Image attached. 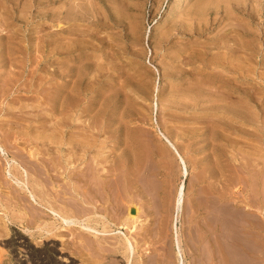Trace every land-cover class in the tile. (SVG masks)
<instances>
[{
	"label": "rangeland",
	"instance_id": "1",
	"mask_svg": "<svg viewBox=\"0 0 264 264\" xmlns=\"http://www.w3.org/2000/svg\"><path fill=\"white\" fill-rule=\"evenodd\" d=\"M200 18H206L203 24L206 28L201 33V25L197 26L202 22ZM229 29L231 32H228ZM228 62L235 64L232 66ZM224 78H231L238 85L252 79L264 87V0H0V143L5 149L4 152L0 148V166L7 158H16L21 167L28 168V160L31 162L29 170L31 168L30 172L34 175L32 179L39 176L37 172H41L43 178L47 174L57 175L58 185L55 180L44 184L46 191L58 195L70 189L67 175L87 171L90 161L92 158L96 160L97 155L100 159L94 162L96 165L93 163L94 171L102 175L105 172V175L115 179L112 194L110 192L112 199L119 191L120 194L123 192L129 201L135 200L134 203L140 204L143 211L136 223L137 228L133 230L122 229L119 225L121 221L108 216V227L113 230L98 238L78 225L64 223L48 208L34 202V198L30 200L37 204V208L28 203L32 206V214L22 217V204L17 201L18 190L23 195L26 193L20 189L22 182L15 179L10 185L1 177L0 263L18 264L15 260L20 252L24 264H56L59 255L67 257L65 264H178L172 217L176 211L177 190L185 182L186 201L178 222L184 263L226 264L225 253L231 239L226 238V227L218 220L221 215L212 211L209 201L220 200L222 207L226 205L227 213L235 215L243 232L250 229L244 226L257 215L260 222H264V213H258L264 208L261 207L264 204V159L260 161L248 154L254 149L260 151L261 147L264 148V136L253 125L230 118L223 106L221 108L226 100L224 83H221L225 82ZM236 79L240 80L237 82ZM243 84L244 87L249 86L246 82ZM66 86L70 88L66 90ZM262 88L258 97L264 99ZM69 95L78 99V106L70 115L62 107L64 97ZM211 103H215V109H211L214 108ZM70 116L72 120L75 118L74 121ZM253 128L258 135L254 134L256 131ZM55 129L57 133L54 134ZM160 132L168 134L180 154L185 156L190 171L187 176L182 174V162ZM85 138L92 143L89 152H83L79 145L78 150L72 151V147L66 144ZM30 153L38 155L31 157ZM100 161H103L101 165ZM1 167L0 171L3 170ZM129 174L131 178H128ZM138 180L141 182L135 183ZM38 188L35 184L37 197L41 193ZM217 191L220 193L217 194ZM242 199L253 205L245 204ZM111 206L108 205L107 210L111 211ZM94 207L91 210L98 214L92 213L90 219L98 218L105 208L103 205ZM17 212L19 217L15 214ZM253 212L257 215L252 217L250 213ZM34 215L38 219H34ZM15 216L17 218H13ZM203 217H206V222ZM91 224L97 225L98 229L104 228L102 222L93 221ZM199 225H202L201 228ZM219 225L223 231H220ZM200 229L207 230V234ZM122 232L128 233L135 245V252H131L129 261ZM204 236H209V239L205 240ZM18 239L28 242V250L40 254L38 263L34 259L25 260L29 256L25 247L21 250L9 246L11 241ZM218 242L222 243L224 251ZM255 252L243 249L244 264H252V260L259 264L264 262V255L258 252L257 256Z\"/></svg>",
	"mask_w": 264,
	"mask_h": 264
},
{
	"label": "bare ground",
	"instance_id": "2",
	"mask_svg": "<svg viewBox=\"0 0 264 264\" xmlns=\"http://www.w3.org/2000/svg\"><path fill=\"white\" fill-rule=\"evenodd\" d=\"M203 7V6H202ZM190 11V10H189ZM219 11V10H218ZM225 11V10H224ZM234 11V10H233ZM222 13V12H221ZM225 13V12H224ZM244 13V12H243ZM205 14V13H204ZM219 14V13H218ZM228 14V13H227ZM198 15V14H197ZM196 15V16H197ZM206 15V14H205ZM201 16V15H200ZM199 16V17H200ZM204 16V15H203ZM217 16V15H216ZM253 16V15H252ZM210 17V16H209ZM226 17V16H225ZM231 17V16H230ZM201 19V18H200ZM227 20H228V18H227ZM196 21V20H195ZM201 23L199 24V25H197L198 27H199V32L201 33V31H204L205 30V28H206V25H203L204 24V21H206V18L204 19L203 18V20L201 19ZM187 22V21H186ZM200 22V21H199ZM220 22V21H219ZM188 23V22H187ZM206 23V22H205ZM240 23V22H239ZM210 25V24H209ZM240 25V24H239ZM247 28V27H246ZM175 29V28H174ZM184 30H185V28H183ZM195 30V29H194ZM237 30V29H236ZM240 30V29H239ZM50 31V30H49ZM181 31V30H180ZM246 31V30H245ZM228 32H231L230 31V29H229V31ZM236 32H238V30L236 31ZM247 32V31H246ZM242 33V32H241ZM251 33V32H250ZM229 34V33H228ZM246 34V33H245ZM251 36V35H250ZM222 37V36H221ZM224 37V36H223ZM254 37V36H253ZM230 38V37H229ZM249 38V37H248ZM257 38V37H256ZM231 39V38H230ZM238 39V38H237ZM41 40V39H40ZM235 40V39H234ZM244 40V39H243ZM257 40V39H256ZM223 41V40H222ZM225 41H226V39H225ZM229 41V40H228ZM231 41V40H230ZM253 41V40H252ZM258 41V40H257ZM256 41V42H257ZM235 42V41H234ZM244 42H245V40H244ZM228 43V42H227ZM230 43V42H229ZM233 43V42H232ZM235 43H237V42H235ZM255 43V42H254ZM253 43V44H254ZM238 44V43H237ZM245 44V43H244ZM256 44H258V43H256ZM232 45V44H231ZM233 45H234V43H233ZM242 45V44H241ZM246 45V44H245ZM245 45H244V48H246L245 47ZM247 45H249L248 43H247ZM33 46V45H32ZM236 46V45H235ZM237 46H239V45H237ZM250 46V45H249ZM254 46V45H253ZM229 47V46H228ZM232 48H234V47H232ZM239 48V47H238ZM248 48V47H247ZM241 49V48H240ZM249 49V48H248ZM256 49V48H255ZM246 50V49H245ZM259 50V49H258ZM236 51V50H235ZM241 51H243V50H241ZM250 51V50H249ZM252 51V50H251ZM70 52V51H69ZM252 52H254V51H252ZM252 52H251V54H252ZM245 53V52H244ZM248 54V53H247ZM257 54V53H256ZM72 55V54H71ZM194 56V55H193ZM254 58V57H253ZM252 58V59H253ZM199 60V59H198ZM255 60V59H254ZM253 60V61H254ZM195 61H197V60H195ZM189 62V61H188ZM215 62V61H214ZM193 63V62H192ZM227 63V62H226ZM230 65H232V63L231 62H228ZM228 64V65H229ZM235 64V63H234ZM233 64V65H234ZM67 65V64H66ZM69 65V64H68ZM67 65V66H68ZM212 65V64H211ZM227 65V66H228ZM232 65V66H233ZM223 66H225L226 67V64H224ZM231 66V67H232ZM218 67H220V66H218ZM235 68V67H234ZM31 69V68H30ZM225 69H227V68H225ZM233 69V68H232ZM33 70V69H32ZM65 70V69H64ZM70 70V69H69ZM228 70H229V68H228ZM227 70V71H228ZM30 71V70H29ZM236 71V70H235ZM239 71V70H238ZM242 71V70H241ZM192 72V71H191ZM215 73V72H214ZM236 73L238 74V72L236 71ZM218 76V75H217ZM238 76V75H237ZM69 77V76H68ZM84 77V76H83ZM248 77V76H247ZM39 78V77H38ZM217 78V77H216ZM219 78H221L220 76H219ZM218 78V79H219ZM223 78V77H222ZM221 78V79H222ZM244 79H245V76L243 77ZM81 79H83V78H81ZM225 79V78H224ZM223 79V80H224ZM231 79V78H230ZM230 79H225V82L223 81V82H221L222 84L224 83V91L226 90V97H225V101H224V103H223V105H221V108H222V106H223V108L225 109V111H227L228 113H229V117L230 118H232V119H235L236 121H239L240 123H245V124H249V125H253L254 127H255V129H257V131L258 130H260V132H262V136H264V99H262V98H260V97H258V93H262V92H260V90H261V84L259 85L258 83H256V82H254V80H244L245 82H246V84L248 83V85L249 86H246V87H244L243 85V83H245V82H242V84H240V85H238L234 80H230ZM261 79V78H260ZM71 80V79H70ZM205 80V79H204ZM240 80V79H239ZM238 80V81H239ZM210 81V80H209ZM219 81H220V79H219ZM222 81V80H221ZM236 81H237V79H236ZM237 81V82H238ZM264 81V80H263ZM79 82V81H78ZM82 82V81H81ZM198 82V81H197ZM200 83V82H199ZM214 83V82H213ZM219 83V82H218ZM81 84V83H80ZM202 84H204V83H202ZM222 84H221V86H222ZM258 84V85H257ZM264 84V83H263ZM40 85V84H39ZM200 85H201V83H200ZM209 85H210V83H209ZM216 85H217V83H216ZM201 86H203V85H201ZM213 86V85H212ZM82 87V86H81ZM199 87V86H198ZM207 87V86H206ZM216 87H219V86H216ZM70 87L69 86H66V90H68ZM79 87H77V89H78ZM201 88V87H200ZM62 89V88H61ZM65 89H62L63 91L65 90ZM202 89V88H201ZM205 89V88H204ZM220 89H222V88H220ZM262 89H264V87L262 88ZM61 90V91H62ZM222 91V90H221ZM223 91V92H224ZM262 91V90H261ZM152 92V91H151ZM205 92V91H204ZM208 92V91H207ZM61 93V92H60ZM70 93V92H69ZM191 93V92H190ZM213 93H214V91H213ZM212 93V94H213ZM58 94V93H57ZM64 94V93H63ZM215 94V93H214ZM65 95V94H64ZM63 95V96H64ZM221 95V94H220ZM224 95V94H223ZM58 96H59V94H58ZM210 96V95H209ZM260 96V95H259ZM262 96V95H261ZM202 98V97H201ZM209 98V97H208ZM212 98V97H211ZM213 98H216L215 96H213ZM224 98V97H223ZM40 99V98H39ZM165 100V99H164ZM217 100H220V99H217ZM224 100V99H223ZM165 102V101H164ZM175 102V101H174ZM207 102H208V100H207ZM211 102V101H210ZM213 102H214V100H213ZM220 102V101H219ZM221 102H223L222 101V99H221ZM204 103V102H203ZM186 104V103H185ZM211 104H213V103H211ZM216 104H217V102H216ZM220 104V103H219ZM166 105V104H165ZM78 106V99H77V97H75V96H73V95H69V96H65L64 97V99H63V101H62V107H63V110H65L67 113H68V115H70L69 113H72L73 112V110L76 108ZM156 106H157V104H156ZM210 107H211V105H210ZM213 107L214 108H211V109H215V103L213 104ZM156 109V108H155ZM210 109V108H209ZM217 109H218V107H217ZM87 110V109H86ZM203 110V109H202ZM222 111H224V110H222ZM224 113V112H223ZM19 114V113H18ZM213 114V113H212ZM215 114V113H214ZM263 114V115H262ZM17 115V114H16ZM66 115V114H65ZM226 115V114H225ZM221 116V115H220ZM71 117V121H74V119L72 120V116H70ZM137 117V116H136ZM148 118V117H147ZM228 118V117H227ZM143 119V118H142ZM231 119V120H232ZM67 120H65V122H66ZM97 121V120H96ZM99 121V120H98ZM225 121V120H224ZM230 121V120H229ZM234 121V120H233ZM242 121V122H241ZM60 122V121H59ZM68 122H70V121H68ZM75 122H76V120H75ZM75 122H73V123H75ZM91 122V121H90ZM237 123V122H236ZM259 123V125H257ZM67 124V123H66ZM238 124V123H237ZM261 124V125H260ZM58 125V124H57ZM62 125V124H61ZM76 125V124H75ZM74 125V126H75ZM78 125V124H77ZM82 125V124H81ZM89 125V127L91 126L90 125V123L88 124ZM244 124H242V126H243ZM63 126L65 127V125L63 124ZM94 126V125H93ZM219 126H220V124H219ZM225 126H227V125H225ZM224 126V127H225ZM46 127V126H45ZM70 126H68V128H69ZM88 127V126H87ZM88 127V128H89ZM223 127V128H224ZM239 127V126H238ZM247 127V126H246ZM75 129L76 128H78V127H74ZM79 128H81V127H79ZM78 128V129H79ZM93 127H91V129H92ZM230 128V127H229ZM84 129V128H83ZM164 129V128H163ZM241 129V128H240ZM244 129V128H243ZM246 129V128H245ZM254 128H253V130L254 131H256ZM49 130H51L50 128H49ZM53 130V129H52ZM56 130V129H55ZM53 131L54 132V134H55V132L57 133V130L56 131ZM238 130V129H237ZM249 130V129H248ZM251 130V129H250ZM102 131V130H101ZM257 131H256V133H254V134H257L258 135V133H257ZM52 132V133H53ZM58 132H59V130H58ZM60 132H61V130H60ZM59 132V133H60ZM100 132V131H99ZM229 132H231V131H229ZM259 132V131H258ZM259 132V133H260ZM94 133H96V132H94ZM20 134V133H19ZM62 134H63V132H62ZM82 134V133H81ZM142 134V133H141ZM242 134H244V133H242ZM250 134V133H249ZM51 135V134H50ZM84 135V134H83ZM160 135H161V137L163 138V140H165L169 145H170V147L174 150V152L177 154V156H178V159H179V161H181L182 162V164H183V167H181V172H182V174L183 175H188L189 174V168H188V164H187V162H186V159H185V156L183 157L181 154H180V152L178 151V149H177V147H176V144H174V142L166 135V133L164 134V133H161L160 132ZM261 135V134H260ZM63 136L64 135H62V138H63ZM248 136V135H247ZM23 137V136H22ZM82 137H84V136H82ZM158 137V136H157ZM259 137H261V136H259ZM25 138V137H24ZM90 138V137H89ZM255 138V137H254ZM80 139V138H79ZM87 138H85V140H83L84 142H87L88 143V141L86 140ZM98 139H99V137H98ZM108 139V138H107ZM261 139V138H260ZM253 140H255V139H253ZM257 140V139H256ZM9 141V140H8ZM24 141V140H23ZM83 141H78V142H74L73 140H72V142H67L66 144H69L71 147H72V151H73V149H77L78 147V145L79 146H81V148L82 149H84L83 150V152H87L88 150H89V148H90V145H92V143H84ZM90 141H91V139H90ZM43 142V141H42ZM97 142H99V141H97ZM264 142V141H263ZM262 142V143H263ZM37 143V142H36ZM39 143V142H38ZM61 143H62V141H61ZM230 143V142H229ZM49 144V143H48ZM52 144V143H51ZM57 144H60V143H56V145ZM136 144V143H135ZM152 144V143H151ZM4 145V144H3ZM11 145V144H10ZM9 146V145H8ZM13 146V145H12ZM15 146V145H14ZM36 146V145H35ZM38 146V145H37ZM40 146V145H39ZM46 146V145H45ZM60 146H62V144L60 145ZM59 146V147H60ZM66 146V145H65ZM93 146L95 147V145L93 144ZM92 146V147H93ZM96 146H98V145H96ZM137 146V145H136ZM263 146V145H262ZM70 147V148H71ZM232 147V146H231ZM254 147V146H253ZM259 148L261 147V146H258ZM0 148L2 149V144L0 143ZM15 148V147H14ZM26 148V147H25ZM56 148V147H55ZM62 148V147H61ZM242 148V147H241ZM251 148V147H250ZM256 148V147H255ZM7 149V148H6ZM50 153H51V148L49 147V146H47V148H46ZM56 149H58V150H61L60 148H56ZM102 149V148H101ZM135 149V148H134ZM137 149V148H136ZM171 149V150H172ZM246 149V148H245ZM3 150V149H2ZM41 150V149H40ZM44 150V149H43ZM70 150V149H69ZM78 150V149H77ZM91 150V149H90ZM98 150V149H97ZM141 150V149H140ZM158 150V149H157ZM257 151H255V149L253 150V152L251 153L250 151L248 152V154L251 156V157H254V158H259L260 159V161H261V159H264V148L263 147H261V149H260V151H258V149H256ZM4 152H5V149L3 150ZM45 151V150H44ZM47 151V152H48ZM92 151V150H91ZM154 151V150H153ZM48 152V153H49ZM61 152V151H60ZM76 152H78V151H76ZM89 152V151H88ZM136 152V151H135ZM138 152V151H137ZM140 152V151H139ZM138 152V153H139ZM34 152H32V154H33ZM40 153V152H39ZM44 153V152H43ZM238 153V152H237ZM251 153V154H250ZM9 154V153H8ZM13 154V153H12ZM11 154V155H12ZM41 154V153H40ZM47 154V153H46ZM52 154V153H51ZM98 154V153H97ZM232 154V153H231ZM16 155V154H15ZM23 155V154H22ZM29 155H31V153L29 154ZM36 155H38L37 153L35 154V155H31V157L32 156H36ZM73 155V154H72ZM71 155V158H72V161H73V156ZM82 155H83V153H82ZM87 154L85 153V157H87L86 156ZM101 155V154H100ZM99 155V156H100ZM135 155V154H134ZM235 155V154H234ZM233 155V156H234ZM243 155V154H242ZM245 155V154H244ZM248 155V156H249ZM18 156H20V155H17L16 157H18ZM66 157H67V154L65 155ZM84 156H82L83 157V160L85 161V159H84ZM138 156V155H137ZM246 156V155H245ZM14 157V156H13ZM30 157V156H29ZM65 157V158H66ZM97 159L96 160H94L93 161V158H92V160L90 161V165H89V167L87 168V171H83V172H80L79 174L77 173L76 175L75 174H72V173H70V175L68 174L67 175V177L69 178V180H70V184H69V186H70V189H67L66 191L65 190H63L62 192L63 193H61V194H58V195H56V193H53V194H51L50 192H49V190H47L46 191V189L47 188H45V184H44V182H47L48 183V181H50V182H53V180H55V182H57L56 181V179H57V175H54V176H51V175H49V174H47L48 173V171H49V168H48V170H47V176L45 175V177H47V179H45V177L43 178L42 177V173L41 172H37V173H39V176L37 177V178H33L32 179V176H34V175H32L31 174V168H30V170H29V167H31V162L30 161H28L27 159V162H29V167L28 168H24V167H26V166H24V167H21V165H20V163H18L17 162V160H16V158H12V159H6V162H2L3 164H2V167H1V169H3V170H1L0 172H3V173H0V174H2V175H0V179H1V177H3L4 178V180L7 182V183H10V185H11V183H13V180H19V181H21L22 182V186L20 187V189H22L24 192H26L25 193V195H23V194H21V192H19V190L18 189H16V191L18 190V193L17 194H19V196H17L18 198V200L17 201H19L21 204H22V206H20L21 207V209H22V217H25L26 218V215L27 214H32V206H33V208L34 207H36L37 208V204H39V205H42V206H45L46 208H48L50 211H51V213L52 214H54L55 216H57L60 220H62L64 223L66 222L68 225H78L82 230H84V231H86V232H89V234H92V235H94L95 237L97 236H106L107 235V233H110V231H112V230H110L109 229V227H108V223L110 222V220H109V218H108V216L110 217V219H111V217L113 218V220L115 219V220H119V221H121V223L119 224V222H117V224H119L120 226H122V229H124V227H126L127 229H134V227L135 228H137V226H136V223L139 221V218H141L140 216H142L141 215V212L143 213V211H141V209L142 208H140L139 207V205H137L136 203H134L135 202V200H133V201H129L127 198L128 197H126V195L123 193V192H121V194H120V191H119V194L118 195H116L115 197H113V199H112V197H111V195H110V192L112 191V188H113V186H112V183L113 182H115V179H112L110 176H107V174L105 175V172L103 173L104 175H102V173L100 174V172L99 173H97V172H95L94 171V162L95 161H97L98 159H100V158H98L97 157V155L95 156ZM244 156H242V158H243ZM20 158H23V156L22 157H20ZM41 158H43L42 156H41ZM64 158V159H65ZM112 158V157H111ZM127 158V157H126ZM132 158V157H131ZM141 158V157H140ZM145 158V157H144ZM148 158V157H147ZM249 158V157H248ZM247 158V159H248ZM54 159H56V155H55V158ZM58 159V158H57ZM78 159V158H77ZM90 159V158H89ZM124 159V158H123ZM0 160H1V158H0ZM25 160V161H26ZM45 160V159H44ZM76 160V159H75ZM125 160V159H124ZM128 160V159H127ZM133 160H134V157H133ZM136 160V159H135ZM246 160V159H245ZM4 161V160H3ZM22 162H24V159H22L21 160ZM41 161H42V159H41ZM57 161H59V160H57ZM78 161V160H77ZM81 161H82V159H81ZM105 161V160H104ZM244 161V160H243ZM257 161H258V159H257ZM263 161V160H262ZM21 162V163H22ZM40 162V161H39ZM43 162V161H42ZM47 162H49V161H47ZM47 162H45V165H46V163ZM83 162V161H82ZM87 162V161H86ZM85 162V163H86ZM99 162V161H98ZM101 163H100V165L102 164V162L103 161H100ZM121 162V161H120ZM152 162V161H151ZM252 162V161H251ZM255 162V161H254ZM54 163H56V162H54ZM59 163L61 164V161H59ZM63 163V162H62ZM67 163V162H66ZM66 163H65V169L67 168L66 166ZM74 163V162H73ZM94 163V164H93ZM97 163V162H96ZM107 163H108V161H107ZM123 163V162H122ZM136 163H138V161L136 162ZM141 163V162H140ZM242 163V162H241ZM245 163V162H244ZM262 163V162H261ZM264 163V162H263ZM25 164V163H24ZM27 164V163H26ZM51 164V163H50ZM81 164V163H80ZM98 164V163H97ZM118 164V163H117ZM142 164V163H141ZM233 164V163H232ZM258 164V163H257ZM256 164V165H257ZM41 165V164H40ZM42 165H44V164H42ZM53 165V164H52ZM56 165V164H55ZM69 165V164H68ZM72 165H74V164H72ZM96 165V164H95ZM119 165V164H118ZM126 165V164H125ZM132 165V164H131ZM130 165V166H131ZM135 165V164H134ZM252 165H253V163H252ZM62 166V165H61ZM64 166V165H63ZM99 166V165H98ZM103 166V165H102ZM122 166V165H121ZM128 166V165H127ZM126 166V167H127ZM150 166H151V164H150ZM237 166V165H236ZM244 166V165H243ZM33 167V166H32ZM53 167V166H52ZM70 167V166H69ZM96 167V169H97V166H95ZM133 167V166H132ZM139 167V166H138ZM137 167V168H138ZM250 167H252V166H250ZM37 168V167H36ZM47 168V167H46ZM56 168H57V165H56ZM71 168V167H70ZM103 168V167H102ZM111 168V167H110ZM135 168V167H134ZM149 168V167H148ZM255 168V167H254ZM258 168V167H257ZM263 168V167H262ZM33 170H35L34 168H32ZM54 169H55V167H54ZM171 169V168H170ZM245 169V168H244ZM248 169H249V167H248ZM256 169V168H255ZM37 170H39V169H37ZM42 170V169H41ZM52 170V169H51ZM67 170H68V168H67ZM72 170H74V168L72 169ZM82 170V169H81ZM127 170V169H126ZM206 170V169H205ZM31 171V172H30ZM44 171V170H43ZM54 171V170H53ZM101 171V170H100ZM245 171H247V169L245 170ZM262 171V170H261ZM67 172V171H66ZM79 172V171H78ZM101 172H103V170L101 171ZM127 172V171H126ZM251 172H253V171H251ZM37 173H34V174H36L37 175ZM44 173V174H45ZM49 173H51V171L49 172ZM125 173V172H124ZM225 173V172H224ZM247 173H249V171L247 172ZM256 173V172H255ZM114 174V173H113ZM171 174V173H170ZM213 174V173H212ZM220 174V173H219ZM230 174V173H229ZM228 174V175H229ZM235 174V173H234ZM251 174V173H250ZM215 175V174H214ZM231 175V174H230ZM233 175V174H232ZM262 175V174H261ZM112 176V175H111ZM239 176V175H238ZM252 177H256L257 178V176H254V175H251ZM264 176V175H263ZM66 177V176H65ZM64 177V178H65ZM123 177H125V176H123ZM136 177V176H135ZM215 177V176H214ZM250 177V176H249ZM258 177H259V175H258ZM2 178V179H3ZM67 178V179H68ZM118 178V177H117ZM128 178H131L130 177V174H129V177ZM133 178H134V176H133ZM21 179V180H20ZM61 179V178H60ZM59 179V180H60ZM66 179V178H65ZM64 179V180H65ZM126 179V178H125ZM212 179V178H211ZM255 179V178H254ZM123 180V179H122ZM127 180V179H126ZM134 180V179H133ZM136 180H137V178H136ZM143 180H145V179H143ZM142 180V181H143ZM210 180V179H209ZM213 180H217V179H213ZM223 180V179H222ZM225 180V179H224ZM233 180V179H232ZM259 180V179H258ZM3 181V180H2ZM16 181V182H17ZM34 181L36 182V183H34ZM125 181V180H124ZM161 181V180H160ZM201 181V180H200ZM211 181V180H210ZM227 181V180H226ZM251 181V180H250ZM20 182V183H21ZM54 182V183H55ZM59 182H61V181H59ZM64 182V181H63ZM138 183V182H141V180H138V181H135V183ZM215 182V181H214ZM223 182V181H222ZM225 182V181H224ZM239 182V181H238ZM1 183V182H0ZM124 183V182H123ZM155 183V182H154ZM262 183V182H261ZM3 184V183H2ZM16 184H18V183H16ZM35 184H37L38 185V189H40V191H41V193H39V197H37V195L35 194V192L36 191H34V187H35ZM57 185L59 184L58 182L56 183ZM118 184V183H117ZM116 184V185H117ZM126 184V183H125ZM139 184V183H138ZM137 184V185H138ZM181 184V183H180ZM52 185V184H51ZM62 185V184H61ZM136 185V184H135ZM210 185V184H209ZM228 185V184H227ZM259 185V184H258ZM12 186H14V185H12ZM19 186H20V184H19ZM68 186V187H69ZM130 186V185H129ZM140 186V185H139ZM138 186V187H139ZM201 186V185H200ZM212 186V185H211ZM214 186H215V184H214ZM217 186V185H216ZM249 186H251L250 184H249ZM55 186L53 185V188H54ZM63 187V186H62ZM67 187V188H68ZM141 187V186H140ZM169 187V186H168ZM264 187V186H263ZM50 188V187H49ZM48 188V189H49ZM137 188V187H136ZM198 188V187H197ZM196 188V189H197ZM211 188V187H210ZM224 188V187H223ZM248 188H250V187H248ZM66 189V188H65ZM158 189V188H157ZM225 189V188H224ZM13 190V189H12ZM57 190V189H56ZM125 190V189H124ZM140 190H141V188H140ZM213 190H214V188H213ZM213 190H210V191H212L213 192ZM106 191H108L109 192V194H106ZM220 191V190H219ZM243 191V190H242ZM13 192H15L14 190H13ZM107 192V193H108ZM126 192V191H125ZM128 192V191H127ZM152 192V191H151ZM157 192V191H156ZM186 192V183L184 182V183H182V185H181V187L180 188H178V190H177V195H176V205H175V207H176V211H175V214H174V217H172L173 218V221H172V223H173V231H174V234H173V238H174V245H175V249H176V253H177V258H178V264H185L184 263V249H183V246H182V238H181V234H180V231H179V227H178V222L180 221L179 220V218H180V215H181V212H182V210H183V207H184V204H185V193ZM215 192V191H214ZM213 192V193H214ZM251 192V191H250ZM38 193V192H37ZM59 193V192H58ZM116 193V192H115ZM220 193V192H219ZM218 193V191H217V194H219ZM229 193H230V191H229ZM10 194H11V192H10ZM15 194V193H14ZM111 194H112V192H111ZM139 194V193H138ZM140 194H142L141 193V191H140ZM225 194V193H224ZM258 194H260V193H258ZM66 195H70V197H66ZM209 195V194H208ZM210 195H211V193H210ZM249 195V194H248ZM251 195V194H250ZM150 196V195H149ZM213 196V195H212ZM228 196H229V194H228ZM131 197V196H130ZM218 197V196H217ZM221 197V196H220ZM236 197H237V195H236ZM248 196H246V198H247ZM14 198V197H13ZM30 198H34V202H36L37 204L36 205H34L33 204V202H31V200H30ZM223 198V197H222ZM222 198H221V200H222ZM251 198V197H250ZM249 198V199H250ZM256 198V197H255ZM202 198H200V200H201ZM215 199V198H214ZM218 199H220V198H218ZM228 199V198H227ZM248 199V198H247ZM246 199V200H247ZM254 199V198H253ZM13 200V199H12ZM200 200H199V202H200ZM232 200V199H231ZM239 200V199H238ZM237 200V201H238ZM243 200V199H242ZM138 201V200H137ZM219 201L220 200H218V202L216 201V202H214V201H209L210 202V205H209V207H211V209H212V211H216L217 212V214H219L220 213V215L221 216H218V220L219 221H221L222 222V224L221 225H225V227H226V238H228L229 240L231 239V241H229L230 242V244H228L227 246V253H225V263L226 264H244V262H246V261H244V253H243V249H249L250 250V252H254V251H256L255 253H256V255L258 256L259 255V253L261 252L263 255H264V222H260L261 220L254 214V212H256V211H254L253 213H250V215L253 217V216H256V217H254L253 219H251V221H249V224L247 225V226H244V228L245 227H249L250 229L249 230H245V232H243V231H241L240 230V228L238 227V224H237V219L235 218V215H233L232 213H227V207H225L226 205H224V207H222L220 204L221 203H219ZM233 201H235V200H233ZM237 201H235V202H237ZM112 203V206H111V203ZM128 202V203H127ZM158 202V201H157ZM192 203H193V201H191ZM196 202V201H195ZM224 203H225V201H223ZM228 202V201H227ZM243 202L245 203V202H248V201H244L243 200ZM14 203V202H13ZM19 203V205H21ZM28 203H30L32 206H30ZM110 203V204H109ZM140 203V202H139ZM175 203V202H174ZM232 203V202H231ZM248 203H250V202H248ZM260 203H262V201L260 200ZM264 203V202H263ZM2 204V203H1ZM97 204H98V206H101V205H103V207H105L104 208V211H106L109 207H107L108 205L109 206H111L110 208H111V211H109V210H107V212L105 213L104 211H102L103 213H100L99 214V216H98V218L96 217V215H95V217L96 218H94V219H90V215L92 214V213H94V214H98V213H96L97 211H95V210H93V211H95V212H93L92 210H91V208L93 209V207L94 206H96L97 208H98V206H97ZM143 204V203H142ZM195 204H197V202L195 203ZM230 204V203H229ZM228 204V205H229ZM237 204V203H236ZM239 204V203H238ZM245 204H247V203H245ZM251 205H253L252 203H250ZM249 204V205H250ZM13 205V204H12ZM107 205V206H106ZM192 205V204H191ZM201 205H203V204H201ZM227 205V206H228ZM235 205V204H234ZM249 205H247L248 207H249ZM251 205H250V209H252V207H251ZM258 205H260L259 203H258ZM4 206V205H3ZM17 206V204H16V202H15V207ZM161 206V205H160ZM197 206H198V204H197ZM203 206H205V205H203ZM244 206V205H243ZM256 206V205H255ZM254 206V207H255ZM262 206H264V204H261V207ZM11 207V206H10ZM13 207V206H12ZM96 207H94V208H96ZM123 207H125V208H123ZM206 207V206H205ZM231 207H233L232 206V204H231ZM231 207H229V208H231ZM245 207V206H244ZM5 208H7L6 207V205H5ZM35 208V209H36ZM149 208V207H148ZM195 208V207H194ZM197 208V207H196ZM195 208V209H196ZM199 208V207H198ZM235 208V207H234ZM237 208H239V207H237ZM243 208V207H242ZM17 209V208H16ZM106 209V210H105ZM124 209H125V211H124ZM150 209V208H149ZM194 209V210H195ZM201 209H202V207H201ZM207 209H208V207H207ZM245 209V208H244ZM255 209V208H254ZM253 209V210H254ZM256 209H257V207H256ZM258 209H260V208H258ZM263 209L264 208H262L261 209V212H258V213H261V214H263L264 213V211H263ZM14 210V209H13ZM19 210V209H18ZM98 210V209H97ZM103 210V209H102ZM145 210V209H144ZM205 210V209H204ZM210 210V209H209ZM225 212H223V211ZM231 210H233V209H231ZM240 210H242V209H240ZM7 211H8V209H7ZM19 211H21V210H19ZM37 211V210H36ZM109 211V212H108ZM185 211V210H184ZM196 211H197V209H196ZM196 211H194L195 212V215H196ZM230 211V210H229ZM6 212V211H5ZM9 212V211H8ZM40 212H42V211H40ZM98 212H101L100 210L98 211ZM111 212H112V214H111ZM147 212V211H146ZM200 212V211H199ZM205 212V211H204ZM210 212V211H209ZM209 212H206V213H209ZM233 212V211H232ZM242 212V211H241ZM245 212V211H244ZM251 212V211H250ZM11 215H12V213H10ZM14 214V213H13ZM16 214V216H18V212L17 213H15ZM111 214V215H110ZM203 214V213H202ZM245 214H246V212H245ZM20 215V216H21ZM42 215V214H41ZM123 215V216H122ZM144 215H146V214H144ZM198 215V214H197ZM205 215H208V214H205ZM239 215V214H238ZM12 216H14V215H12ZM13 217V218H17V217ZM30 216V215H29ZM185 216V215H184ZM199 216V215H198ZM215 216V215H214ZM228 216H229V218H228ZM241 216V215H240ZM262 216V215H261ZM19 217V216H18ZM31 217V216H30ZM30 217H28V218H30ZM168 217V216H167ZM193 218H194V216H192ZM197 217V216H196ZM195 217V218H196ZM212 217V216H211ZM24 218V219H25ZM32 218V217H31ZM162 218V217H161ZM202 218V217H201ZM204 218V217H203ZM206 218V217H205ZM205 218H204V220H205ZM210 218V217H209ZM246 218V217H245ZM23 219V218H22ZM23 219V220H24ZM34 219H38L37 218V216L36 215H34ZM147 219V218H146ZM214 219V218H213ZM241 219V218H240ZM244 219V218H243ZM10 220H11V218H10ZM19 220H21V217H20V219ZM28 221H30L29 219H27ZM194 220V219H193ZM200 220V219H199ZM207 220V219H206ZM206 220L204 221V222H206ZM264 220V219H263ZM12 221H13V219H12ZM32 221V220H31ZM93 221H96L97 223L98 222H102V225H104L103 227V229H98L97 227H95V226H97V225H95V226H93L92 224H91V222H93ZM246 221H247V219H246ZM194 222H196L195 220H194ZM199 222V224H201V222L200 221H198ZM216 222H217V219H216ZM220 222V223H221ZM242 222V221H241ZM22 223V222H21ZM46 223V222H45ZM116 223V222H115ZM183 223V222H182ZM211 223H212V221H211ZM219 223V224H220ZM247 223V222H246ZM100 224V223H99ZM113 224V223H112ZM116 224V225H117ZM158 224V223H157ZM194 224V223H193ZM118 225V226H119ZM141 226H142V224H140ZM198 225V224H197ZM210 225V224H209ZM221 225H219V229H220V231H223L222 230V226ZM150 226V225H149ZM200 226H202V225H199V227ZM208 226V225H207ZM215 226H217V225H215ZM102 227V226H101ZM145 227V226H144ZM152 227V226H151ZM193 227V226H192ZM159 228V227H158ZM195 228H197V226L195 227ZM201 228V227H200ZM204 228V227H203ZM218 228V227H217ZM256 229L254 232H256V233H254L253 232V230L252 229ZM198 229V228H197ZM205 229V228H204ZM216 229V228H215ZM154 230V229H153ZM190 230V229H189ZM201 230V229H200ZM126 231V230H125ZM183 231V230H182ZM187 231V230H186ZM190 231H193V230H190ZM189 231V232H190ZM199 231V230H198ZM201 231H206L205 233L207 234V230H201ZM208 231H209V229H208ZM211 231H212V229H211ZM216 231V230H215ZM219 231V230H218ZM240 231V232H239ZM157 232V231H156ZM161 232V231H160ZM197 232V231H196ZM200 232V231H199ZM209 233V232H208ZM258 233H260L259 234V236L262 238V240H261V242L259 241V236H258ZM122 234H123V237H125L124 239L122 238V240H124V245H125V250L128 252V255H129V258L127 257V259H128V261H129V259H130V256H131V252H135V245H134V242L130 239V237H128V233H125V232H122ZM163 234V233H162ZM194 234V233H193ZM133 235V234H132ZM188 235H189V233H188ZM200 235V234H199ZM211 236L213 235L212 233L210 234ZM209 235V236H210ZM21 236V235H20ZM131 236V235H130ZM157 236H159V235H157ZM161 236V235H160ZM169 236V235H168ZM196 236V235H195ZM208 236V237H209ZM244 236H246V238H244ZM202 237V236H201ZM208 237H206L205 238V236H204V238H205V240H207V239H209ZM213 237V236H212ZM215 237H217L216 236V232H215ZM219 237V236H218ZM221 237V236H220ZM19 238V237H18ZM99 238V237H98ZM101 238V237H100ZM121 238V237H120ZM192 238V237H191ZM203 238V239H204ZM243 238V239H242ZM139 239V238H138ZM145 239V238H144ZM195 239H196V237H195ZM217 239V238H216ZM99 240V239H98ZM137 240V239H136ZM213 239H211V242H213L212 241ZM220 240V239H219ZM202 241V240H201ZM218 240H216V242H217ZM223 241V240H222ZM9 242V241H8ZM137 242V241H136ZM194 242H195V240H194ZM224 242V241H223ZM6 243V242H5ZM28 243V242H27ZM26 243V241L25 240H23V239H18V240H14V241H11L10 243H9V246H11V248L12 247H16L17 249H21V248H28V244ZM121 243V242H120ZM140 243V242H139ZM219 243V242H218ZM208 244V243H207ZM211 244V243H210ZM222 243H219V245L218 246H222L221 245ZM87 245V244H86ZM139 245V244H138ZM200 245V244H199ZM206 245V244H205ZM204 245V246H205ZM214 245V244H213ZM8 246V245H7ZM209 246V245H208ZM211 246V245H210ZM1 247V246H0ZM136 247H137V245H136ZM211 247H214V246H211ZM210 247V248H211ZM220 247H218L219 249H220ZM223 247L224 246H222V250H223ZM14 248H12V249H14ZM9 249H10V247H9ZM207 249V248H206ZM213 249V248H212ZM214 249H215V247H214ZM21 250H24V249H21ZM20 250V251H21ZM50 250H52V249H50ZM186 250V249H185ZM221 250V249H220ZM10 251V250H9ZM15 251V250H14ZM213 251V250H212ZM224 251V250H223ZM18 252V251H17ZM25 252V251H24ZM44 252V251H43ZM50 252V251H49ZM195 252V251H194ZM199 252V251H198ZM207 252V251H206ZM214 252V251H213ZM246 252H248L247 250H246ZM259 252V253H258ZM26 253H28L29 254V256H26V259L25 260H27L28 261V259H34V260H36V262L38 263V260H39V256H40V254H36L37 252H34L33 250H28L27 249V251H26ZM202 253V252H201ZM209 253V252H208ZM216 253V252H215ZM220 253H222V251L220 252ZM219 253V254H220ZM22 253H20L19 252V254H18V257H17V260H15V261H17L18 262V264H24V258H23V255H21ZM45 254H47V253H44V255ZM199 254V253H198ZM203 254V253H202ZM211 254V253H210ZM214 254V253H213ZM13 255V254H12ZM42 255V254H41ZM143 255V254H142ZM193 255V254H192ZM53 256V255H52ZM200 256V255H199ZM203 256V255H202ZM215 256V255H214ZM217 256V255H216ZM215 256V257H216ZM223 256H224V254H223ZM10 257V256H9ZM194 257V256H193ZM245 257H247V256H245ZM253 257V256H252ZM262 257V256H261ZM23 258V259H22ZM42 258H43V256H42ZM47 258V257H46ZM58 258V257H57ZM195 258V257H194ZM210 258V257H209ZM219 258V257H218ZM243 258V259H242ZM254 258H256V257H254ZM16 259V258H15ZM48 259V258H47ZM55 259V258H54ZM212 259V258H211ZM214 257H213V262H214ZM52 260V259H51ZM140 260V259H139ZM221 260V259H220ZM57 261V260H56ZM67 261H68V259H67V257H64V256H61V255H59V262L58 263H56V264H65V263H67ZM144 261V260H143ZM197 261H198V259H197ZM222 261V260H221ZM249 261H250V259H249ZM3 262V261H2ZM47 262V261H46ZM55 262V261H54ZM60 262H62V263H60ZM196 262V261H195ZM203 262V261H202ZM216 262V261H215ZM220 262V261H219ZM218 262V263H219ZM200 263V262H199ZM222 262H220V264H221ZM251 263L252 264H259V262L257 263V262H254V260H252L251 261ZM264 263V262H263ZM262 263V264H263ZM1 264V263H0ZM2 264H4V263H2ZM8 264H11L10 262L8 263ZM14 264V263H13ZM28 264H29V262H28ZM39 264V263H38ZM42 264V263H41ZM144 264H146V263H144ZM190 264V263H189ZM193 264V263H192ZM198 264V263H197ZM223 264V263H222Z\"/></svg>",
	"mask_w": 264,
	"mask_h": 264
}]
</instances>
